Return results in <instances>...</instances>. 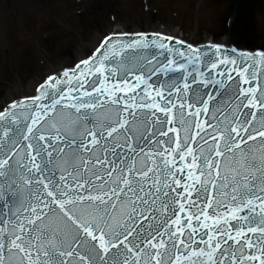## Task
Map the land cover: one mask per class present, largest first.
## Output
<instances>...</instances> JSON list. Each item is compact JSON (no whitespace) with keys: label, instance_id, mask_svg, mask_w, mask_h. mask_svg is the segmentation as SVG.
I'll return each mask as SVG.
<instances>
[{"label":"snow or ice","instance_id":"snow-or-ice-1","mask_svg":"<svg viewBox=\"0 0 264 264\" xmlns=\"http://www.w3.org/2000/svg\"><path fill=\"white\" fill-rule=\"evenodd\" d=\"M0 104V264H264V49L110 32Z\"/></svg>","mask_w":264,"mask_h":264},{"label":"rangeland","instance_id":"rangeland-1","mask_svg":"<svg viewBox=\"0 0 264 264\" xmlns=\"http://www.w3.org/2000/svg\"><path fill=\"white\" fill-rule=\"evenodd\" d=\"M121 27L261 47L264 0H0V102L28 92L54 65H70L97 35Z\"/></svg>","mask_w":264,"mask_h":264},{"label":"bare ground","instance_id":"bare-ground-1","mask_svg":"<svg viewBox=\"0 0 264 264\" xmlns=\"http://www.w3.org/2000/svg\"><path fill=\"white\" fill-rule=\"evenodd\" d=\"M120 31H124V30H117V32H120ZM61 68H62V67H61ZM61 68H59V69H61ZM35 85H36V84H33L32 87H30V88H32V90H33L34 87H35Z\"/></svg>","mask_w":264,"mask_h":264}]
</instances>
